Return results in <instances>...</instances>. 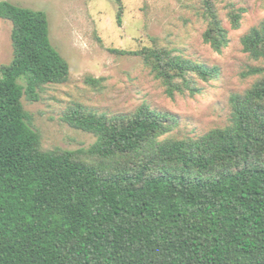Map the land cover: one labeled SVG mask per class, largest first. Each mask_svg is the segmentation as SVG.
Masks as SVG:
<instances>
[{
  "label": "trees",
  "instance_id": "trees-1",
  "mask_svg": "<svg viewBox=\"0 0 264 264\" xmlns=\"http://www.w3.org/2000/svg\"><path fill=\"white\" fill-rule=\"evenodd\" d=\"M197 1L202 40L221 52L216 4L232 29L245 9ZM0 18L12 49L0 66V264H264V17L240 37L256 62L240 76L255 80L230 94L224 126L176 138L177 116L146 104L115 115L76 105L62 120L95 140L73 150L42 148L22 103L69 75L46 13L0 0ZM133 54L169 98L219 76L155 42Z\"/></svg>",
  "mask_w": 264,
  "mask_h": 264
},
{
  "label": "rangeland",
  "instance_id": "rangeland-1",
  "mask_svg": "<svg viewBox=\"0 0 264 264\" xmlns=\"http://www.w3.org/2000/svg\"><path fill=\"white\" fill-rule=\"evenodd\" d=\"M7 1L46 13L50 43L69 64L64 83L46 85L37 101L22 98L44 149L73 150L94 142L92 134L73 129L62 120L76 105L115 115L146 104L177 116L178 126L170 136L195 137L224 126L230 94L244 91L255 80L240 76L248 65L256 64L242 51L240 37L264 17V0H226L245 9L238 29L231 28L225 1L216 4L229 38L221 52L202 40L206 24L198 13L197 0H121L120 23L117 5L111 0ZM10 30L11 23L0 18V66L12 57ZM154 42L209 68L218 67V78L207 82L197 79L200 92L194 96L167 97L160 82L133 54ZM88 77L101 81L88 84Z\"/></svg>",
  "mask_w": 264,
  "mask_h": 264
}]
</instances>
